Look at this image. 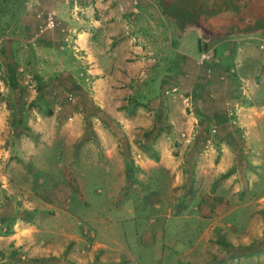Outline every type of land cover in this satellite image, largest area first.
I'll use <instances>...</instances> for the list:
<instances>
[{
  "label": "rangeland",
  "instance_id": "1",
  "mask_svg": "<svg viewBox=\"0 0 264 264\" xmlns=\"http://www.w3.org/2000/svg\"><path fill=\"white\" fill-rule=\"evenodd\" d=\"M112 1L0 0V264H264V179L244 173L233 129L212 113L234 101L218 62L264 57L222 27L244 32L264 0L181 35L157 0H114L109 18ZM135 5L146 16L129 18ZM89 17L100 24L82 36ZM207 50L213 63L197 66ZM224 137L230 162L219 165ZM164 223L163 238L139 245ZM95 231L131 254L101 259Z\"/></svg>",
  "mask_w": 264,
  "mask_h": 264
},
{
  "label": "crops",
  "instance_id": "2",
  "mask_svg": "<svg viewBox=\"0 0 264 264\" xmlns=\"http://www.w3.org/2000/svg\"><path fill=\"white\" fill-rule=\"evenodd\" d=\"M108 3H109V5H112V8H111V10L108 11L107 16H111L109 18H113L114 16L118 15L117 9L119 10L120 7L119 6L118 7L113 6L115 4L114 0L111 3L110 2H108ZM105 7L109 8L108 4ZM128 11H129L128 12L129 18H138L141 16H146V14H141L142 11H144V8L141 7L140 5L139 6H136V5L131 6ZM138 12H139V14H137ZM132 13H136V14L132 15ZM159 16L161 18V16H162L161 12H159ZM124 17L122 19H124ZM126 18H128V16H126ZM88 22H89V25L87 27H84V29L81 30L82 36L85 35V31L87 32V30H89L87 28H90V30H91L92 26L99 25L100 19H97V18L95 19V18L89 17V20H87L86 24H88ZM107 22H109V21H107ZM86 24H85V26H86ZM105 25L110 27L112 25V23L109 22ZM113 27L114 26H112V28ZM133 29H132V27H130V28L126 27L125 31L122 30V32L124 34H129V32L132 33L131 31H135V32L137 31V30H135V29L133 30ZM83 30H85V31H83ZM107 30H108V28H107ZM99 31H100V29H99ZM101 32H106V28H102ZM76 36H77V42H76V40H75V42L78 43L77 45L81 47L83 45V44H81V41L83 39L78 38V36H80V35H76ZM238 36H239V38H226V41L232 40L234 42L239 41L240 43L253 42L259 48L257 51L264 54V31L263 30L255 31V32L247 34V35H238ZM248 36H250V37H248ZM245 37H248V38H245ZM233 50H235V49H233ZM236 50L238 52L240 49H236ZM235 51H232V56H234ZM204 52L207 54L209 52V50H207V52L206 51H204ZM199 55L197 57V60L199 58ZM207 55H208L207 59L203 63L205 65L213 63L214 57H215V56L209 57V54H207ZM219 60H222V59H219ZM203 64H201V65H203ZM218 64L221 65V67H222L221 72L223 71L224 75H226V76L221 75L219 77V81H224L227 78L226 80H229V81L232 80V83H234V84L231 83V85H234V87H233V89H234L233 100L234 101H233L231 108H229V110L225 107L221 111H219V110L212 111L213 116H215V114L218 115L217 129H219V128H221L222 130H227L230 128L233 129L234 137L237 141H239V145L241 147V150H240L241 158H243L245 160V162L247 164H249L247 167H245L243 169L244 173L246 175H248V177L250 179L252 178L255 181L260 180V179H264V57L253 59V60L252 59H250V60H248V59L247 60L246 59H244V60L233 59L232 60L229 57L227 59V61L224 60L222 63L218 62ZM201 65H197V66H201ZM89 66L91 68H94L93 69L94 71H97V69H96L98 67L97 64L91 63V64H89ZM210 67H211V65H210ZM213 68L217 69L218 67H213ZM96 82L98 83V80H96ZM231 114H233V116H234L233 117L234 121H235L234 123L229 121V115H231ZM218 140H219L218 146L221 147L220 151H223V153H221V156L219 157V165H222V163L229 161V158H227L229 155L227 152L228 143H227L226 137L218 138ZM111 160H112V158H111ZM115 169H116V172L119 174V178H124L125 172L123 173L121 170H117L116 167H115ZM120 191L121 190H118V191L116 190L115 193H119ZM177 200H178V198H177ZM176 202H173V206H174L175 211L184 206L183 203L178 204ZM109 204L112 207H114L113 203H109ZM186 206L189 209H190V207L192 209L193 208L196 209V206L193 207L192 203L191 204L189 203ZM118 209L125 210L126 216L130 215L131 210L129 208H127V209L122 208V206L120 205V206H118ZM229 213H231V212H229ZM169 217H168V219H169ZM179 217H183V216H179V215L173 216V218H177V219H179ZM199 221H202L205 223V221H207V220L206 219H199ZM138 223H139L138 229H141L142 224H141V222H138ZM114 226H115L114 222H109L108 224L102 226V228H105L106 230L110 229V228L114 229ZM166 226H167V223H164L163 229H161L160 227L157 226L158 229H157V227H153V228L149 229L148 232L141 233L140 239H139V245H145V246H147V245L149 246L150 244L154 245L155 241L158 240V238L164 237L165 232H166ZM187 226H192V225L187 223ZM195 226H198V221H197V225H195ZM171 227H173V226H171ZM198 228H199V226H198ZM192 230L194 231V233L198 234L196 241L197 242H199V241L203 242V240L205 238L204 233L200 234L199 230H195L193 228H192ZM67 234L68 235H66V237H68L70 239L77 240V237L75 236V234H72V233H67ZM104 234L105 233H103L102 237H99V239H98L97 232L95 231L94 240H93L92 245L90 247V249L93 252H98V253L100 252L98 255L100 256L101 259H103V257H106L108 255H111L113 257L114 252H117V253L123 252L125 255L128 254L129 245L127 243H124V240H120L119 242H117L116 239L111 237L110 235H108L109 237L106 240L104 237ZM207 241H208V239H207ZM111 244H116L119 248L117 250H114L112 248ZM129 254H131V251H129ZM194 259H195V257H194Z\"/></svg>",
  "mask_w": 264,
  "mask_h": 264
},
{
  "label": "trees",
  "instance_id": "3",
  "mask_svg": "<svg viewBox=\"0 0 264 264\" xmlns=\"http://www.w3.org/2000/svg\"><path fill=\"white\" fill-rule=\"evenodd\" d=\"M161 15L171 21L178 34H183L188 25L195 26L200 21L209 22L222 13L238 14L239 10H249L251 5H256L258 0H157ZM4 6V5H0ZM224 36L253 33V31H264V19H255L249 27H244L242 33L233 31V26L222 27ZM221 33H217L219 36ZM37 78V76H34Z\"/></svg>",
  "mask_w": 264,
  "mask_h": 264
},
{
  "label": "built area",
  "instance_id": "4",
  "mask_svg": "<svg viewBox=\"0 0 264 264\" xmlns=\"http://www.w3.org/2000/svg\"><path fill=\"white\" fill-rule=\"evenodd\" d=\"M46 19V27H52L53 26V21H52V18L50 15H47V17L45 18ZM207 54L205 52H202L200 55H199V58L198 60L196 61V64L197 65H201L204 63V61L207 59Z\"/></svg>",
  "mask_w": 264,
  "mask_h": 264
}]
</instances>
